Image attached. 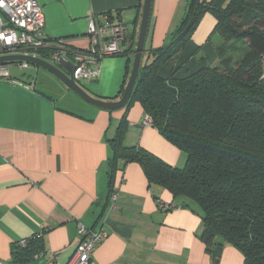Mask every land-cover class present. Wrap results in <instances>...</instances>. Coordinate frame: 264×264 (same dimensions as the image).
Segmentation results:
<instances>
[{
	"label": "crops",
	"instance_id": "crops-1",
	"mask_svg": "<svg viewBox=\"0 0 264 264\" xmlns=\"http://www.w3.org/2000/svg\"><path fill=\"white\" fill-rule=\"evenodd\" d=\"M35 2L44 16L46 39L71 50L87 49L89 17L97 25L108 20L126 27L120 42L123 54L103 59L99 76L85 88L77 84L98 100H118L130 75L143 0ZM186 6L187 0H153L143 61L169 42ZM214 24L211 14L203 15L185 48L159 69L158 76L181 80L215 66ZM11 68V76L23 85L0 79V264H20L14 255L22 240L39 246L25 264H66L79 243L77 223L89 229L101 226L108 234L88 264H214L200 239L197 209L149 183L139 163L122 167L118 160L111 189L108 186L111 141L124 115V147L150 153L171 167L185 164L184 153L143 125L144 112L137 103L128 110H100L40 67ZM110 190L117 194L112 208ZM159 204L183 207L162 210ZM242 263L241 254L228 245L217 261Z\"/></svg>",
	"mask_w": 264,
	"mask_h": 264
},
{
	"label": "trees",
	"instance_id": "trees-1",
	"mask_svg": "<svg viewBox=\"0 0 264 264\" xmlns=\"http://www.w3.org/2000/svg\"><path fill=\"white\" fill-rule=\"evenodd\" d=\"M206 13L215 20L211 35L217 64L181 80L160 78L159 69L177 58ZM263 63L264 0H187L169 42L142 62L124 109L137 103L151 127L185 154L184 166L171 167L150 153L124 147L125 115L111 141L109 188L118 160L122 167L139 163L149 183L197 209L200 239L214 264L226 245L241 254L242 264H264ZM17 247L14 262L20 264L39 251L34 241Z\"/></svg>",
	"mask_w": 264,
	"mask_h": 264
},
{
	"label": "built area",
	"instance_id": "built-area-1",
	"mask_svg": "<svg viewBox=\"0 0 264 264\" xmlns=\"http://www.w3.org/2000/svg\"><path fill=\"white\" fill-rule=\"evenodd\" d=\"M106 20V19H105ZM44 16L35 0H0V57L5 55H24L27 57L42 59L55 64L60 58L69 60L73 66L72 79L74 82H91L99 76V67L103 59L117 57L122 53L120 42L124 38L126 27L122 24L105 21L95 24L89 17L86 35L88 47L84 51L69 49L63 43L46 39L42 32ZM26 69L29 64L17 62L0 65V79L9 84L22 86L19 80L10 74V68ZM32 88L31 85H25ZM144 126H151L147 115L143 118ZM117 194H110V207L116 201ZM160 209H176L173 205L159 204ZM79 243L66 264H88L95 248L107 238V232L103 227L89 229L77 223L76 226ZM28 241L18 242L19 247L24 248ZM46 264H57L55 260H49Z\"/></svg>",
	"mask_w": 264,
	"mask_h": 264
},
{
	"label": "water",
	"instance_id": "water-1",
	"mask_svg": "<svg viewBox=\"0 0 264 264\" xmlns=\"http://www.w3.org/2000/svg\"><path fill=\"white\" fill-rule=\"evenodd\" d=\"M153 0H143L142 14L137 43L133 52L132 68L126 86L120 98L113 102H106L93 98L87 94L81 87L72 79L73 66L64 58H60L55 64L49 63L42 59L27 57L24 55H5L0 57V65L13 64L17 62L27 63L36 67H40L58 80H60L68 89L74 92L85 103L100 110L112 112L120 110L127 106L130 97L133 93L141 66L144 53V45L148 35L149 23L152 12ZM130 23L125 24L128 26Z\"/></svg>",
	"mask_w": 264,
	"mask_h": 264
},
{
	"label": "rangeland",
	"instance_id": "rangeland-1",
	"mask_svg": "<svg viewBox=\"0 0 264 264\" xmlns=\"http://www.w3.org/2000/svg\"><path fill=\"white\" fill-rule=\"evenodd\" d=\"M132 62H133V60H132ZM132 62H131V67H130V70H131V68H132ZM264 64V63H263ZM11 71H12V74H14V68H11ZM84 84H86V82H84V81H81V82H79V85L82 87V88H85L84 86ZM182 164V163H181ZM211 248L212 249H214L213 248V243L211 244Z\"/></svg>",
	"mask_w": 264,
	"mask_h": 264
}]
</instances>
